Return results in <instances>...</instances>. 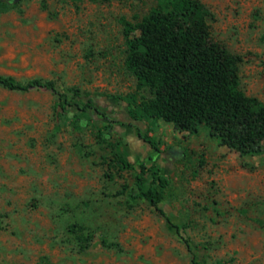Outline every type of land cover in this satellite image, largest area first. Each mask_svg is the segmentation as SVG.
Instances as JSON below:
<instances>
[{
    "label": "rangeland",
    "instance_id": "rangeland-1",
    "mask_svg": "<svg viewBox=\"0 0 264 264\" xmlns=\"http://www.w3.org/2000/svg\"><path fill=\"white\" fill-rule=\"evenodd\" d=\"M200 2L214 17L212 40L241 58L240 89L264 103V0ZM155 6L0 0V75L56 89L0 85V264H264V145L243 157L204 124L181 132L129 116L127 102L137 110L152 95L125 67L126 41ZM63 99L99 113L63 112ZM151 164L168 180L156 186L164 216L131 198L136 171ZM150 184L147 175L141 189Z\"/></svg>",
    "mask_w": 264,
    "mask_h": 264
},
{
    "label": "trees",
    "instance_id": "trees-1",
    "mask_svg": "<svg viewBox=\"0 0 264 264\" xmlns=\"http://www.w3.org/2000/svg\"><path fill=\"white\" fill-rule=\"evenodd\" d=\"M155 1L156 6L136 25L138 36L126 41L125 67L136 78L137 89H148L152 95L141 102L137 110L127 102L130 118L161 120L181 132L193 131L195 125L204 124L209 129V136L220 146L243 157L261 155L264 103L246 96L240 89L238 63L241 58L212 40V13L200 0ZM122 23L129 26L124 20ZM128 33L129 30L127 36ZM0 85L19 92L34 88L56 90L52 81L33 79L22 83L2 75ZM59 107L63 112L70 107L79 112L99 113L91 101L81 103L63 99ZM99 137L104 142L110 140L101 132ZM139 138L152 150L160 152L152 140L141 135ZM109 144L117 163L133 168L121 151L120 143L109 141ZM147 175L151 184L143 191L141 186ZM136 185L138 192L131 198L146 199L164 216L158 206L161 197L156 186L165 187L168 180L160 174V169L154 164L140 165L136 171ZM89 238L81 240L84 242ZM191 264L206 263L193 257Z\"/></svg>",
    "mask_w": 264,
    "mask_h": 264
}]
</instances>
